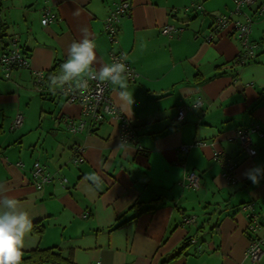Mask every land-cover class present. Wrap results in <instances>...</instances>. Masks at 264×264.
Here are the masks:
<instances>
[{
	"label": "crops",
	"instance_id": "1",
	"mask_svg": "<svg viewBox=\"0 0 264 264\" xmlns=\"http://www.w3.org/2000/svg\"><path fill=\"white\" fill-rule=\"evenodd\" d=\"M122 1H129L130 15L110 43L104 20ZM262 3L242 8L252 18L249 38L257 53L243 65L242 46L228 29L205 41L215 15L244 19L232 13L233 0H0L6 8L0 33L18 39L29 63L7 80L0 66V133L5 112L12 113L13 130L11 137L0 135V183L43 227L41 237L30 234L24 254L54 248L73 264H249L243 205L253 206L264 235V176L253 184L244 175L264 169ZM46 11L49 21L42 24ZM166 25L175 29L171 37L160 33ZM83 28L96 45L94 69L110 65L111 52H122L132 70L131 106H122L117 86L108 88L136 130L131 144L119 142V123L108 118L89 135L68 133L61 119H78L80 107L50 87L39 94L49 102L39 113L33 110L38 96H30L32 72L64 63ZM183 105L196 106L178 121ZM17 113L23 121L13 133ZM241 127L251 129L253 157L236 138ZM215 155L237 165L230 181ZM36 161L50 177L40 188L31 173ZM190 173L197 187L187 181ZM93 174L98 182L88 179ZM187 214L194 217L189 224ZM257 264H264V255Z\"/></svg>",
	"mask_w": 264,
	"mask_h": 264
},
{
	"label": "built area",
	"instance_id": "2",
	"mask_svg": "<svg viewBox=\"0 0 264 264\" xmlns=\"http://www.w3.org/2000/svg\"><path fill=\"white\" fill-rule=\"evenodd\" d=\"M257 0H233L235 5L234 12L232 13H240L243 20H230V13L218 14L214 16V21L212 24V32L206 38V42L210 43L213 35H219L224 30L233 31L236 35L237 39L240 41L242 46V53L239 55V61L244 65L248 61L253 60L256 57V46L250 40L249 34L252 27V18L250 15L240 12V7H249L256 3ZM131 6L129 1H122L115 6V8L109 13L107 18L104 20V31L108 37L110 43H114L116 41V36L118 33V24L120 20L124 17L130 15ZM257 12L259 14L264 13V4H260L258 6ZM41 21H46L48 23V11H46L43 15V19ZM46 23V24H47ZM175 31L174 27L171 25H166L160 29V33L163 36L171 37L173 32ZM233 35V34H232ZM110 64L114 61L123 60L126 64L124 58V54L122 52L110 53ZM0 64L6 71L5 77H10V72L20 66H26V61L20 56L18 48L14 44H12V48L8 54L0 57ZM28 66V65H27ZM128 67V66H127ZM129 68V67H128ZM33 86L36 91L41 90V84L43 82V71H33ZM134 77L132 76L131 79ZM109 88V83H102L96 80H89V91L85 93L84 96H81L78 91H74L73 93L65 95L62 90L61 93L66 98V103L68 104H76L80 107L81 115L77 119L75 117H67L61 119L66 131L70 134H85L89 135L92 133L96 124H99L105 121L107 118L112 120H117L119 125V142L123 145H128L135 142L136 130L131 126L129 121L125 119L121 113L118 111L116 105L113 103L111 97L108 95L107 90ZM193 106H181L178 108L176 120L180 121L185 115L188 109L195 107ZM23 116L20 113H17L14 117L11 129H17L22 125ZM250 130L249 128L236 129V138L240 143V147L243 152L246 153L248 157H253L256 154V150L252 147L250 140ZM77 149V160H80L79 152L81 148ZM183 151L187 152L188 148L183 147ZM215 159L219 160L225 166V172L229 173L231 170L227 167V163L233 165L229 161L221 160L220 155H215ZM20 164V163H18ZM31 173L36 179V187L40 188L43 183L50 181V177L48 175L43 174L42 169L38 163H34ZM231 175V174H230ZM187 181L192 187L198 186V178L194 173L188 174L186 177ZM63 185L67 183L66 179H61ZM252 205H243L241 208L247 217L252 218V223L249 226L251 233L255 236L254 240H252L247 249H246V257L249 261V264H257L260 262L261 258L264 255V251L262 245L264 244V235H259L258 231L261 229V226L256 221V217L249 213L251 211ZM194 217H189L187 219V223L193 222Z\"/></svg>",
	"mask_w": 264,
	"mask_h": 264
},
{
	"label": "clouds",
	"instance_id": "3",
	"mask_svg": "<svg viewBox=\"0 0 264 264\" xmlns=\"http://www.w3.org/2000/svg\"><path fill=\"white\" fill-rule=\"evenodd\" d=\"M81 32L83 39L74 40L69 46L68 58L61 65L60 74L49 76V87L52 90L60 89L65 95L78 91L84 96L89 91V80L109 83L118 87L117 95L122 106H131L134 101L132 93L127 90V82L133 76L132 70L122 59L94 69L97 63L96 45L89 38L87 28L81 29ZM244 175L253 184H258L261 176H264V169L256 167ZM88 179L99 181V177L94 174ZM9 192L7 185L0 183V264H23L24 249L28 246L33 221L26 207Z\"/></svg>",
	"mask_w": 264,
	"mask_h": 264
},
{
	"label": "trees",
	"instance_id": "4",
	"mask_svg": "<svg viewBox=\"0 0 264 264\" xmlns=\"http://www.w3.org/2000/svg\"><path fill=\"white\" fill-rule=\"evenodd\" d=\"M251 6H249V7H240V12H244L243 11V9L242 8H250ZM233 12H234V10H233ZM234 14H237V13H234ZM230 20H235V19H231V16H230ZM237 20H239V19H237ZM213 21H214V19H213ZM213 24V23H212ZM212 32V31H211ZM211 34V33H210ZM209 34V35H210ZM233 34V35H232ZM5 35V32L4 33H0V51H1V54H0V57L1 56H4V55H6V54H8L9 53V51L11 50V48H12V44H13V40H14V44H15V46L18 48V51H19V54H20V56L26 61V66H20V67H16V68H14L11 72H10V74L14 71V70H16V69H19V68H29V63H28V59H27V57H25L26 55V51H23L22 50V48L20 47V45L18 44V39L15 37V36H10L9 37V41L8 42H2L3 41V36ZM208 35V36H209ZM207 36V37H208ZM229 36L231 37H233L234 39H236V40H238L237 39V37H235L236 35L233 33V31H230L229 32ZM206 37V38H207ZM214 37H216V35H213V38ZM213 38H212V40H213ZM212 40H211V42H212ZM205 41H206V39H205ZM239 41V40H238ZM210 42V43H211ZM240 42V41H239ZM248 62H250V61H248ZM247 62V63H248ZM247 63H245V64H247ZM63 64V62H61V61H54L53 63H52V65L50 66V68L48 69V70H46L45 72L43 71V76H44V78H43V82H42V84H41V90H43V87H44V90L43 91H45L46 90V87H49V85H50V81H49V76H51V75H53V74H55V75H59L60 74V70H61V65ZM244 64V65H245ZM28 65V66H27ZM0 66H1V69H2V73H3V79H9L10 77H5V75H6V71H5V69L2 67V65L0 64ZM9 74V75H10ZM33 76V75H32ZM131 80V79H130ZM32 82H33V78H32ZM40 90V91H41ZM55 93L57 94V95H60V96H63L64 97V100H65V102H66V98H65V96L61 93V91L59 90V92L58 91H55ZM107 93H108V90H107ZM41 95L43 96V95H45L44 94V92H41ZM109 95V94H108ZM63 124V123H62ZM246 128V127H245ZM238 129H243L242 127L241 128H238ZM34 163H38L37 161L36 162H34ZM39 164V163H38ZM34 165V164H33ZM40 165V164H39ZM33 167V166H32ZM40 167H41V165H40ZM42 169V168H41ZM35 183H36V181H35ZM67 184V183H66ZM65 184V185H66ZM35 187H36V185H35ZM37 188V187H36ZM249 213H251L252 215H254L255 217H256V221L259 223V225L261 226V224H260V221H259V219H258V215H257V213H255V211H254V208H253V206H252V208H251V211L249 212ZM245 215V218H246V221H247V231H248V239H249V242H248V245H249V243L252 241V240H254V234L253 233H251V231H250V229H249V226L251 225V223H252V218L251 217H247L246 216V213L244 214ZM190 217V214H187V216L185 215V217H184V222L187 224V219ZM189 224V223H188ZM117 227H119V226H117ZM117 227H115V228H113V229H116ZM42 232H43V227H42V225H41V223L40 222H37V223H33V229H32V234H34V235H36L37 237H41V235H42ZM188 240V239H187ZM189 241H191V240H189ZM192 242V241H191ZM264 245V244H263ZM263 245H262V247H263ZM248 247V246H247ZM247 249V248H246ZM58 251V250H57ZM54 248H47V249H38V248H35V249H32L31 251H28L26 254H24V257H23V264H73L71 261H70V259L68 258V257H62V255H61V253H59V252H57Z\"/></svg>",
	"mask_w": 264,
	"mask_h": 264
},
{
	"label": "rangeland",
	"instance_id": "5",
	"mask_svg": "<svg viewBox=\"0 0 264 264\" xmlns=\"http://www.w3.org/2000/svg\"><path fill=\"white\" fill-rule=\"evenodd\" d=\"M32 9H34V8H32ZM4 11H6V8H4L3 7V9L2 8H0V18L1 17H4V14H3V12ZM7 14V13H6ZM5 14V15H6ZM3 33H4V31H3ZM3 39H4V42H8V36L7 35H4L3 36ZM31 92H30V96L33 98L34 96H38V98H36V102L34 103V107H33V110H34V112L37 114V113H39L40 112V110H43V108H42V104L44 103V102H46V100H41L42 98L44 99V97H40L39 96V94H41V92L43 91V90H41V91H36L35 90V88H34V86H33V84H32V87H31ZM59 90L60 89H56V90H54V91H58L59 92ZM16 93V92H15ZM32 98L28 101V106L27 107H29L31 104H32ZM49 102V101H48ZM48 102H46V103H48ZM76 105V104H75ZM35 106L38 108L37 110H35ZM27 107H26V109H25V112H26V116H28V110L29 111H31L30 110V108H28L27 109ZM45 112H47V111H45ZM49 115V114H48ZM4 120H3V128H2V132L0 133V135H4L5 137H7V136H9V137H11L13 134H12V131L11 130H9V120L11 119V117H12V113H7V112H5L4 113ZM15 117V116H14ZM14 119V118H13ZM18 130L17 129H15L14 130V132L13 133H16ZM251 131V130H250ZM251 140V139H250ZM224 166V165H223ZM236 166L237 165H230V164H228L227 163V167L231 170L229 173H225V175H226V178H227V180L228 181H230L232 178H231V176H230V174H235V170H236ZM225 167V166H224ZM233 180H235L234 178H233Z\"/></svg>",
	"mask_w": 264,
	"mask_h": 264
}]
</instances>
